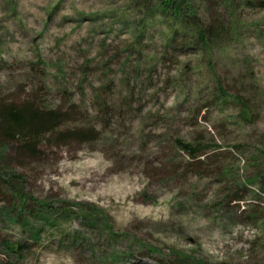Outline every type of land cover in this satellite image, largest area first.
Returning a JSON list of instances; mask_svg holds the SVG:
<instances>
[{
    "label": "rangeland",
    "instance_id": "obj_1",
    "mask_svg": "<svg viewBox=\"0 0 264 264\" xmlns=\"http://www.w3.org/2000/svg\"><path fill=\"white\" fill-rule=\"evenodd\" d=\"M152 14L0 0V104L86 134L30 161L0 152V264H264V14H235L211 57L165 48Z\"/></svg>",
    "mask_w": 264,
    "mask_h": 264
},
{
    "label": "trees",
    "instance_id": "obj_2",
    "mask_svg": "<svg viewBox=\"0 0 264 264\" xmlns=\"http://www.w3.org/2000/svg\"><path fill=\"white\" fill-rule=\"evenodd\" d=\"M142 1L152 5V15L157 14L160 20L169 22L165 27V48L178 49L180 52L195 51L208 57H211L217 48L225 46L224 40L227 36H236L239 22L235 14L254 8L264 14V0ZM218 92L223 99L230 97L220 84ZM230 99L242 101L239 96H231ZM240 105L244 117L247 118L250 114L248 107L243 103ZM66 116L59 110H46L31 102L1 103L0 152L5 153L8 148H12L18 159L30 161L42 155V144L45 141L66 142L84 139L86 134L82 132H58ZM177 144L183 152L192 157L198 152L191 144L180 141H177ZM261 156L264 159V151ZM10 172L11 170L5 172L8 178L5 185L9 188L10 181H19V177L15 176L13 171L11 174Z\"/></svg>",
    "mask_w": 264,
    "mask_h": 264
}]
</instances>
